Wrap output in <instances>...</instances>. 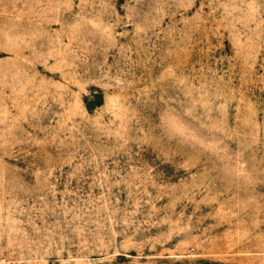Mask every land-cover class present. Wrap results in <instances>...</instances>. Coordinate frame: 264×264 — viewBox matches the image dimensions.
Segmentation results:
<instances>
[{
	"label": "rangeland",
	"instance_id": "1",
	"mask_svg": "<svg viewBox=\"0 0 264 264\" xmlns=\"http://www.w3.org/2000/svg\"><path fill=\"white\" fill-rule=\"evenodd\" d=\"M0 264H264V0H0Z\"/></svg>",
	"mask_w": 264,
	"mask_h": 264
}]
</instances>
